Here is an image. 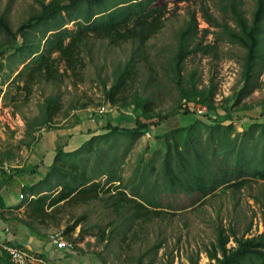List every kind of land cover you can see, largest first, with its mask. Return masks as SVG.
<instances>
[{
  "label": "trees",
  "instance_id": "obj_1",
  "mask_svg": "<svg viewBox=\"0 0 264 264\" xmlns=\"http://www.w3.org/2000/svg\"><path fill=\"white\" fill-rule=\"evenodd\" d=\"M176 1L185 0H108L107 3L105 0H48L41 2L39 10L14 30L0 14V32L8 37L9 42L19 39L18 45H8V48L19 59L18 64H22L15 76L21 77L24 88L40 79L55 81L59 76L54 64L56 57L63 61L65 68L78 73L82 66L80 47L89 37L105 39L112 45L129 43L128 59L104 90L105 97L112 104L122 88L123 77L129 76L137 69L136 64L143 60L145 42L163 26L167 3ZM226 7L234 22L233 27L219 23L205 6H200L199 10L208 26L220 28L214 39L222 36L227 42L243 48L240 85L231 102L235 106L259 86L258 78L264 66V0H254L248 20L234 0H228ZM68 22H72V29L63 26ZM31 31L39 34L36 42H30L28 38ZM198 32L196 18L190 12L175 35V46L168 60L183 103L159 115L152 113L147 97L132 95L128 102L134 112L132 126L106 123L101 127L102 132L91 134L75 149L55 150L43 176L30 185H22L21 199L12 207H23L22 215L26 220L17 217L19 222L33 231L32 222L45 223L58 205L74 206L94 200L101 201L102 206L115 216L124 214L128 225L135 220L146 222L159 216L164 208L194 207L216 190L230 188L234 192L248 180L261 181L260 200L256 202H261L264 210L262 113L261 120L253 118L247 125H242L240 131L234 129L231 121L223 123L225 118L207 115L208 122L195 117L188 125L167 129L161 137L165 150L160 161V179L155 177L150 181L146 178L144 172L152 169V165L146 163L131 185L123 184L119 164L127 152V145L118 154L120 141L137 139L163 119L177 113H190L195 105L216 113L212 84L207 88H196L193 82L187 88L178 84L182 63L188 55L212 52V44L197 40ZM5 50H0V56ZM120 104L126 106V103ZM58 110L57 99L46 97L40 122L51 127V119ZM10 176L11 173L8 179ZM162 196H165L164 203L160 200ZM181 196L186 198L183 205L179 200ZM77 223L78 219L63 233L70 232ZM233 234L232 230L230 234L218 230L211 249H205L207 258L213 260L210 264H264V223L255 235L235 237ZM229 237L234 244L227 247ZM98 240H106L103 229L98 231ZM0 264H14L2 250ZM137 264H141L139 260ZM190 264H197V261H190Z\"/></svg>",
  "mask_w": 264,
  "mask_h": 264
},
{
  "label": "rangeland",
  "instance_id": "obj_2",
  "mask_svg": "<svg viewBox=\"0 0 264 264\" xmlns=\"http://www.w3.org/2000/svg\"><path fill=\"white\" fill-rule=\"evenodd\" d=\"M46 1L48 0H0V14L14 30L39 10L41 2ZM227 1L168 2L163 26L145 42L143 60L136 64L137 69L131 71L129 76L123 77L122 88L114 96L116 101L112 104L105 97L104 90L128 59L129 43L112 45L105 39L89 37L86 44L80 47L82 66L78 73L65 68L63 61L53 54L56 57L54 64L59 73L58 78L55 81L40 79L29 83V88H24L21 77L15 76L22 64H18L19 59L8 48V45H18L19 39L9 42L8 37L0 32V50L6 49L0 56V178L18 169L14 165L24 158L37 130L47 128L40 119L44 100L48 96L57 99L59 107L51 119V125L70 123L76 118V113L84 109L92 114H100L97 112L98 108L102 109L101 113L108 111L106 113L112 115H128V119L132 120L130 116L134 112L128 104L132 95L147 97L152 113L159 115L182 104L168 60L175 46V35L190 12H193L197 21V40L200 39L203 44H212L213 49L207 54L188 55L182 63L178 84L184 88L190 82L196 88H207L212 84L216 113L213 112L215 110L206 108L198 113L195 109L199 106L195 105L190 113H177L163 119L151 131L137 139L120 141L118 154L127 145V152L119 164L123 184L131 185L146 163L152 165L149 172L147 169L144 172L146 178L151 181L157 177L159 180L160 161L165 150L161 138L163 133L167 129L189 123L193 120V115L202 120L207 119L206 115L225 118L223 123L231 121L234 129L240 131L245 126L242 122H246L248 118L244 111L264 105V66L258 78L259 86L243 98L241 103L235 106L231 104L234 92L240 85L243 48L227 42L222 36L218 40L214 39L220 28L208 26L199 10L200 6H205L219 23L233 27L234 22L226 7ZM234 1L248 20L254 0ZM63 26L73 28L72 22ZM202 29L206 32L202 33ZM38 35L31 31L28 37L30 42H36ZM121 102L126 103V106H122ZM243 105L250 108H244ZM256 114L254 118L261 120L260 114ZM202 136L204 137L203 133ZM261 186V181L248 180L234 192L230 188L218 189L194 207L170 210L164 208L155 218L146 222L135 220L129 225L124 220V214L115 216L98 200L74 206L60 204L48 215L45 223L32 222L31 225L33 231L46 240L49 234H56L70 242L76 255L89 264H137L138 260L141 264H190V261L195 260L197 264H210L213 260L207 258L205 249H211L218 230L226 234H230L232 230L235 237L255 235L261 231L264 210L261 202H256L260 200ZM125 191H128L127 187ZM140 191L143 192L144 189L140 187ZM154 194L155 192L152 193L153 197ZM255 196L257 199H254ZM164 197L160 198L163 203ZM15 198L16 201L21 199L16 194ZM185 199L180 197L182 205L186 202ZM174 206L179 207L176 203ZM18 218L26 220L22 212ZM77 219L78 223L73 229L64 234L63 230ZM101 229L106 237L103 241L98 240V231ZM233 244L229 237L226 246Z\"/></svg>",
  "mask_w": 264,
  "mask_h": 264
},
{
  "label": "crops",
  "instance_id": "obj_3",
  "mask_svg": "<svg viewBox=\"0 0 264 264\" xmlns=\"http://www.w3.org/2000/svg\"><path fill=\"white\" fill-rule=\"evenodd\" d=\"M256 108L244 111V114H248L247 117L252 118H247L246 122L240 119L243 125L251 122L256 113V115L262 113L264 118V105ZM106 112L108 111L92 114L86 109L80 110L76 113L74 121L70 123L53 124L51 127H41L37 130L34 140L28 145L24 158L19 164L14 165L18 170L13 173L8 172L0 178V238L30 250L44 264H89L87 260L77 256L74 250L57 248L42 235L30 231L17 220L23 207L17 209L12 207L19 202L16 201L15 194L19 198L22 185H30L43 176L55 150L75 149L91 134L102 132L101 127L106 123L123 127L133 125V116H130L132 117L130 120L128 115H112ZM195 117L197 116L193 115V119ZM189 123L178 126H185ZM31 169L33 172L30 171ZM10 173L11 176L8 179Z\"/></svg>",
  "mask_w": 264,
  "mask_h": 264
},
{
  "label": "built area",
  "instance_id": "obj_4",
  "mask_svg": "<svg viewBox=\"0 0 264 264\" xmlns=\"http://www.w3.org/2000/svg\"><path fill=\"white\" fill-rule=\"evenodd\" d=\"M195 110L199 113L205 110V107L199 106ZM101 111V108L97 109L98 113H101ZM19 198H21V194H19ZM48 240L53 243L57 248L72 250L71 243L63 240L60 236L56 234H49ZM0 250L6 253L8 259L14 264H44L43 261L37 256H35L30 250L24 247L13 245L2 238H0Z\"/></svg>",
  "mask_w": 264,
  "mask_h": 264
}]
</instances>
